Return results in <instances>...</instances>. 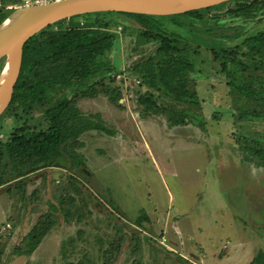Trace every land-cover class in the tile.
<instances>
[{
  "label": "rangeland",
  "instance_id": "374dc122",
  "mask_svg": "<svg viewBox=\"0 0 264 264\" xmlns=\"http://www.w3.org/2000/svg\"><path fill=\"white\" fill-rule=\"evenodd\" d=\"M22 1L0 9L10 15ZM137 28L121 19L112 29L119 39L101 58L118 71L104 81L120 90V105L104 94L76 99L115 136L91 130L80 137L85 170L66 159L32 174L25 190L0 187V264H104L103 251L118 241L109 264H251L264 252V170L244 163L239 144L243 134L264 136V123L236 120L240 101L208 74V64L192 74L205 127L171 128L161 115L141 117L136 97L146 89L130 69L153 44L139 40ZM87 84L102 89L100 78ZM3 115L0 139L7 140L12 119ZM68 198L75 202L64 207L75 220L56 213L37 250L16 255L41 216Z\"/></svg>",
  "mask_w": 264,
  "mask_h": 264
},
{
  "label": "trees",
  "instance_id": "16d2710c",
  "mask_svg": "<svg viewBox=\"0 0 264 264\" xmlns=\"http://www.w3.org/2000/svg\"><path fill=\"white\" fill-rule=\"evenodd\" d=\"M20 2L0 0L5 6ZM8 15L5 9L0 24ZM121 19L136 23L139 40L153 44V50L130 69L137 84L146 89L136 97L141 117L161 115L171 128L205 127L192 74L208 64V74L222 78L240 101L236 120L264 123V27L259 26L264 21V1L233 0L174 16L80 15L47 27L25 44L13 100L3 115L10 116L12 125L8 139H0V187L14 185L25 190L32 174L65 166L66 159L71 160L69 167L85 170L77 153L84 147L80 137L91 130L115 136L99 115H84L76 99L104 94L120 105L122 93L104 81L118 71L101 58L119 39L112 29ZM75 22L83 24L76 26ZM5 62V57L0 59V73ZM97 78L102 89L88 88L87 83ZM239 144L244 163L264 170V136L243 134ZM65 202L74 204L75 199L52 205L24 238V245L16 248V255L31 256L56 226L57 214H63L68 224L75 220ZM120 249L119 241L108 246L103 251L104 264L116 259ZM251 264H264V252Z\"/></svg>",
  "mask_w": 264,
  "mask_h": 264
},
{
  "label": "water",
  "instance_id": "95a60500",
  "mask_svg": "<svg viewBox=\"0 0 264 264\" xmlns=\"http://www.w3.org/2000/svg\"><path fill=\"white\" fill-rule=\"evenodd\" d=\"M231 1L233 0H60L17 9L0 24V59L6 58L0 73V117L12 103L26 42L47 27L91 13L174 16ZM2 12L4 10H0V14Z\"/></svg>",
  "mask_w": 264,
  "mask_h": 264
},
{
  "label": "built area",
  "instance_id": "2783aa9c",
  "mask_svg": "<svg viewBox=\"0 0 264 264\" xmlns=\"http://www.w3.org/2000/svg\"><path fill=\"white\" fill-rule=\"evenodd\" d=\"M54 1H60V0H23L22 3L19 5L20 8L23 7H30V6H34V5H40V4H44V3H50V2H54ZM120 77V75H119ZM166 239H163L160 241L161 245L166 246Z\"/></svg>",
  "mask_w": 264,
  "mask_h": 264
},
{
  "label": "bare ground",
  "instance_id": "6f19581e",
  "mask_svg": "<svg viewBox=\"0 0 264 264\" xmlns=\"http://www.w3.org/2000/svg\"><path fill=\"white\" fill-rule=\"evenodd\" d=\"M6 71H7V69H6ZM0 81H1V79H0Z\"/></svg>",
  "mask_w": 264,
  "mask_h": 264
}]
</instances>
